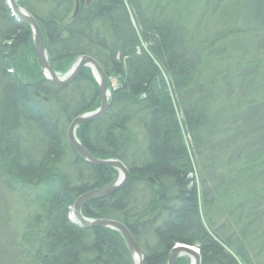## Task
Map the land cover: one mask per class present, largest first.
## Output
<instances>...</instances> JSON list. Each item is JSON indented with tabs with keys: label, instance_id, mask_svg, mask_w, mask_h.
<instances>
[{
	"label": "trees",
	"instance_id": "1",
	"mask_svg": "<svg viewBox=\"0 0 264 264\" xmlns=\"http://www.w3.org/2000/svg\"><path fill=\"white\" fill-rule=\"evenodd\" d=\"M18 1L57 73L90 56L107 76L111 106L77 136L131 177L83 214L124 224L145 264H167L178 243L198 247L201 264H264V0H235L203 38L185 16L191 0ZM22 46L35 52L32 30L0 0V264H133L118 232L70 219L80 196L118 176L67 137L101 105L92 70L60 86L38 61L28 80Z\"/></svg>",
	"mask_w": 264,
	"mask_h": 264
},
{
	"label": "water",
	"instance_id": "2",
	"mask_svg": "<svg viewBox=\"0 0 264 264\" xmlns=\"http://www.w3.org/2000/svg\"><path fill=\"white\" fill-rule=\"evenodd\" d=\"M8 5L12 15L21 23L28 25L33 33V42L36 50V54L40 61L41 71L44 78L56 85L68 86L74 82L81 74L84 68H90L97 80L99 90L101 94L100 107L92 112L75 118L69 126L67 137L73 150L88 164L92 166L113 168L119 171V178L105 187L89 191L80 196L75 202L72 208V222L84 229L105 228L118 232L131 255L132 263H135V258H138V264H145L147 259L146 252L137 243L130 230L121 222L108 219H90L83 214L84 206L92 201L100 200L108 196L113 195L117 191L123 189L130 180V172L118 159H99L92 155L80 141L77 136V130L82 125L96 120L107 113L111 106L110 98L111 91L108 87L107 76L102 66L90 56H82L75 60L69 73L65 76H61L54 69L53 62L48 56L47 49L45 47V36L41 29L38 20L31 15L23 6H21L18 0H8ZM79 11V5H77L75 15ZM188 255L194 258L191 264H201L200 251L193 246L178 243L168 256L167 264H177L178 259Z\"/></svg>",
	"mask_w": 264,
	"mask_h": 264
},
{
	"label": "rangeland",
	"instance_id": "3",
	"mask_svg": "<svg viewBox=\"0 0 264 264\" xmlns=\"http://www.w3.org/2000/svg\"><path fill=\"white\" fill-rule=\"evenodd\" d=\"M6 1L8 4V0ZM234 1L235 0H191L190 5L187 8L185 16L189 17L190 30L192 31V33L194 35L196 34L197 36H199V38H203L205 34L207 33H211L210 35H212V33H214L216 28L220 25L219 22L221 20V17L230 12V9L233 7L232 3ZM17 58H18V61L21 63L22 68L24 69L25 78H27L28 80H31L35 75L34 67L36 66V63H38L39 61L38 56L36 54V50L35 52H33L31 48L22 46V48H20L17 51ZM39 64H40V61H39ZM70 69L68 70L67 73H64V74L59 73V74L61 76H65L66 74L69 73ZM111 82H112L113 87L117 86L116 79H112ZM184 138H185L186 144L190 148V144H191L190 139L186 135H184ZM196 172H194V175L191 177L192 178L194 177V179L196 180V183H199V171L197 170ZM118 178H119V171H118V176L115 179V181ZM72 218L74 217L71 214L70 219ZM2 244L3 242L2 240H0V246H2ZM194 248L198 249V247H194ZM181 258L186 259L188 264L192 263L191 256L185 255ZM3 259H4V255L0 248V261L4 263Z\"/></svg>",
	"mask_w": 264,
	"mask_h": 264
},
{
	"label": "bare ground",
	"instance_id": "4",
	"mask_svg": "<svg viewBox=\"0 0 264 264\" xmlns=\"http://www.w3.org/2000/svg\"><path fill=\"white\" fill-rule=\"evenodd\" d=\"M71 214H72V213H71ZM191 258H192V261H194V258H193V257H191ZM138 262H139V261H138V258H135V263L138 264Z\"/></svg>",
	"mask_w": 264,
	"mask_h": 264
}]
</instances>
